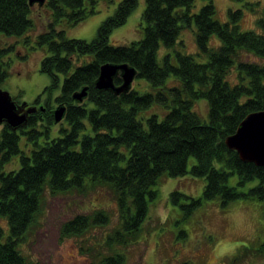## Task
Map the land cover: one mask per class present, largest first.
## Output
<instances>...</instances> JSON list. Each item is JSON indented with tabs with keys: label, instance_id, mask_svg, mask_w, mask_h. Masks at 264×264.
Segmentation results:
<instances>
[{
	"label": "trees",
	"instance_id": "trees-1",
	"mask_svg": "<svg viewBox=\"0 0 264 264\" xmlns=\"http://www.w3.org/2000/svg\"><path fill=\"white\" fill-rule=\"evenodd\" d=\"M86 1L47 0L53 19L38 38L50 51L41 66L51 78L44 93L61 86L55 101L66 105L68 126L52 137L55 123L48 106L30 115L28 124L17 131L7 124L0 128V219L7 220L9 227L6 234L0 226V264H32L21 246L38 223L47 189L52 193L82 190L89 182L113 191L121 228L106 237L101 249H85L99 264L125 263L123 248L139 238L140 224L148 213L147 195H155L151 187L164 174L188 173L190 156L197 159L192 175L207 180L203 199H219L223 206L238 199L264 201V166L244 162L225 142L249 113L264 109V63L257 60L264 59V18L257 20L260 31L242 30L239 22L244 10L240 8L230 9V20L221 22L215 18L214 0H207L198 12L193 11L195 0H146L144 38L112 45V32L126 23L138 4V0H122L94 39L67 38L58 24L66 19L76 25L96 13V1L90 0L89 8ZM31 13L29 0H0V35H23L34 25ZM194 24L198 50L176 52L178 64L166 54L161 63V47L174 48L181 33ZM213 35L219 39H213L217 46L210 45ZM6 51L0 47V84L8 76ZM106 62L129 63L138 70L136 78L163 87L157 93L132 88L120 95L97 90L95 81ZM233 69L238 81L232 84L228 76ZM171 75L180 85L166 86ZM121 81L115 77L116 84ZM84 86H88V97L79 104L72 94ZM198 99L207 100L208 121L194 110ZM157 104L169 108L162 118L157 112L143 116ZM5 162L15 164L5 172ZM234 174L237 186L229 184ZM256 178L258 185L247 192L240 189ZM108 221L104 209L79 213L64 222L61 232L67 237L81 235ZM251 253L264 257V243L244 246L229 264Z\"/></svg>",
	"mask_w": 264,
	"mask_h": 264
},
{
	"label": "rangeland",
	"instance_id": "rangeland-1",
	"mask_svg": "<svg viewBox=\"0 0 264 264\" xmlns=\"http://www.w3.org/2000/svg\"><path fill=\"white\" fill-rule=\"evenodd\" d=\"M95 1L96 13L90 14L76 25H70L64 19L57 28L64 30L67 38L89 41L94 39L101 23L114 14L122 0ZM206 3L207 0H195L193 11L198 12ZM90 4V0H87L86 7L89 8ZM214 4L215 18L221 22L230 20V9L240 8L244 10V16L239 22L241 29L260 31L257 20L264 18V0H214ZM145 9L146 0H138L126 23L112 32V45L131 44L144 38ZM31 18L34 25L23 35H0V47L7 49L4 61L8 71V76L0 84V88L10 92L20 103L27 102L29 105H33L41 95L38 102L45 105V109L48 106L55 108V98L61 93V86L51 93H44L51 83V78L41 71V66L50 51L38 41L39 34L46 31L48 23L53 19L52 11L45 5L40 7L36 4L32 7ZM195 31L194 24L181 33L174 48L161 47L158 53L159 61L162 63L164 56L169 54L172 62L178 64L176 52L195 53L198 50ZM213 39L219 40L213 35L210 45L217 46L218 43L214 44ZM257 60L264 63V59ZM61 78L63 80L64 75H61ZM228 79L232 84L238 81L234 69ZM180 83L175 75H171L166 86H178ZM162 87L154 86L144 78H135L132 85L133 89L141 93H157ZM168 109L157 104L143 116L157 112L162 118L164 111ZM194 110L202 120H209L207 100H196ZM3 125H0V128ZM64 126H68L65 120L54 124L52 137L58 136L60 127ZM24 142L23 138L22 145ZM196 163V157L190 156L188 173L177 177L164 174L157 184L151 187L155 195H147L148 213L140 224L139 238L123 248L126 254L124 264H229L239 249L244 246L255 248L264 243V201L238 199L223 206L219 199H203L207 180L205 177L192 175L191 169ZM14 164L5 162L4 171H9ZM259 182V179H253L240 189L247 192ZM86 184L82 190L58 193H52L49 189L45 191L43 212L21 246L23 254L32 264H99L85 249H101L106 237L121 228V217L115 195L109 186H92L89 182ZM229 184L237 186V174L230 177ZM174 192L182 195L173 196ZM99 209L108 212L107 223L91 227L81 235H62L64 222L76 214H91ZM0 226L5 229L6 234L9 233L7 220L0 219ZM237 264H264V257L251 253Z\"/></svg>",
	"mask_w": 264,
	"mask_h": 264
},
{
	"label": "water",
	"instance_id": "water-1",
	"mask_svg": "<svg viewBox=\"0 0 264 264\" xmlns=\"http://www.w3.org/2000/svg\"><path fill=\"white\" fill-rule=\"evenodd\" d=\"M47 0H29L31 7L38 4L42 7ZM138 75L135 66L129 63L106 62L101 65L99 75L95 81L97 90H110L117 95L129 92ZM120 76V84L115 83V77ZM88 97V86L72 94L75 102L82 104ZM45 111L44 106H40ZM38 107L27 102H18L10 92L0 88V125L7 124L12 130L17 131L28 124L29 116L36 113ZM67 107L61 103L53 110L54 123L62 122L66 117ZM230 149L237 151L244 162H252L264 166V109L249 113L240 123L234 134L225 140Z\"/></svg>",
	"mask_w": 264,
	"mask_h": 264
},
{
	"label": "flooded vegetation",
	"instance_id": "flooded-vegetation-1",
	"mask_svg": "<svg viewBox=\"0 0 264 264\" xmlns=\"http://www.w3.org/2000/svg\"><path fill=\"white\" fill-rule=\"evenodd\" d=\"M47 2V1H46ZM46 4V3H45ZM33 105H36L38 107V111L36 112L38 114L39 109L41 110L40 106H45L43 104H41L40 102H34ZM59 105V103L56 104V107ZM52 110H54V108H52Z\"/></svg>",
	"mask_w": 264,
	"mask_h": 264
}]
</instances>
